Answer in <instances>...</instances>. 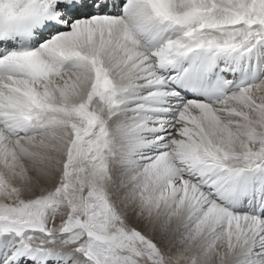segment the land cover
Listing matches in <instances>:
<instances>
[{"label": "snow or ice", "instance_id": "obj_1", "mask_svg": "<svg viewBox=\"0 0 264 264\" xmlns=\"http://www.w3.org/2000/svg\"><path fill=\"white\" fill-rule=\"evenodd\" d=\"M0 264H264V0H0Z\"/></svg>", "mask_w": 264, "mask_h": 264}]
</instances>
